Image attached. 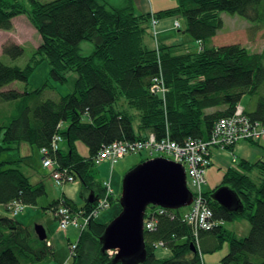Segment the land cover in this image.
Returning a JSON list of instances; mask_svg holds the SVG:
<instances>
[{"label": "trees", "instance_id": "1", "mask_svg": "<svg viewBox=\"0 0 264 264\" xmlns=\"http://www.w3.org/2000/svg\"><path fill=\"white\" fill-rule=\"evenodd\" d=\"M28 1L29 8L23 0H0L1 29H12L15 17L27 15L42 37L25 66L0 58V103L18 102L16 115L0 121L4 135L0 154L24 141L40 150L47 148L56 162L54 171H66L81 181V196L86 198L82 206L61 197L45 208L53 211L57 221L60 207L89 213L103 196L105 188L97 178L94 159L113 142L146 139L150 133L158 140L169 136L182 144L208 139L215 123L230 116L244 95L259 96L256 108L245 111L253 121L264 123V48L256 52L238 43L211 44L224 25L222 12L238 14L264 29V0H178L175 7L140 14L133 0H124L123 6L105 0ZM170 16L185 18L186 32L201 42L198 51L184 50L180 44L148 46L147 35L151 32L154 37L153 19ZM84 40L94 45L89 55L80 52ZM25 53L24 46L12 43L5 46L3 57L16 60ZM43 61L50 64L52 77L62 82L70 72H77L75 91L60 99H44L46 83L32 89L30 75ZM159 76L168 89L165 98L151 89ZM16 81L25 83L24 91L11 87ZM122 99L127 107L120 105ZM57 135L64 147L60 143L54 149ZM80 140L86 143L88 156L79 153ZM20 161L0 162V264H37L54 255L49 236L40 240L34 227L17 221L9 207L15 200L36 206L47 195L45 181L34 183L14 164ZM239 167L245 173L230 167L222 184L207 192L214 219L222 224L199 230L197 244L183 220L184 208L156 214L155 228L144 233L146 259L138 264H206L202 254L217 251L226 240L230 247L221 264H264V161L242 160ZM254 169L259 171V182L248 174ZM222 185L236 192L242 210L227 209L213 199L212 193ZM88 191L94 193L92 203L85 196ZM120 196L113 197L112 203ZM120 211L121 206L117 215ZM236 218L250 222L248 236L238 237L224 227L225 221ZM109 222L93 219L80 232L69 264H123L102 250L100 236ZM158 242L170 249L169 258L156 256Z\"/></svg>", "mask_w": 264, "mask_h": 264}, {"label": "rangeland", "instance_id": "2", "mask_svg": "<svg viewBox=\"0 0 264 264\" xmlns=\"http://www.w3.org/2000/svg\"><path fill=\"white\" fill-rule=\"evenodd\" d=\"M43 2L51 1V0H41ZM114 6L125 5L124 0H105ZM23 2L29 8V1L23 0ZM149 2L150 6L153 7L154 12L165 10L171 7H175L178 5V0H146ZM134 9L137 14L145 13L143 12L144 6L141 4V0H133ZM224 25L218 31L217 35L212 38L211 44L213 46H221L226 44H234L238 43L243 46H246L251 51H262L264 48V29L256 28L255 25L250 22L248 19L238 15V14H230L228 12L221 13ZM175 20H179L181 26L174 27L171 35L173 37L178 38V42L176 43H184L190 48V50L196 49L200 44L195 40L189 33L186 32V20L183 16L166 17ZM161 19H158L160 22ZM175 26V25H174ZM151 31V29H150ZM156 26L153 25V35L152 37L154 41V46L156 45V41L160 39V36L157 34ZM149 35V34H148ZM147 35L146 43L150 45V39ZM159 37V38H158ZM42 42V37L38 33L35 26L31 23L30 19L27 15H20L13 19V28L9 30L0 28V58L3 59L6 63L9 64H17L20 66H25L34 50H36ZM17 44L22 45L26 49V53L20 58L14 60L10 57H3L4 48L9 44ZM148 45V46H149ZM149 47H153V44ZM157 47V45H156ZM94 45L90 41L84 40L80 44V52L82 55H89L93 52ZM51 66L47 61H43L40 63L36 69L31 73L29 83L32 89L40 88L45 83L48 85L46 91L43 94L44 99L53 98L60 99L61 96L69 94L75 91V85L78 78L77 72H70L68 74L67 80L62 82L56 80L52 77ZM14 89H18L20 91H24L25 83L16 81L11 85ZM258 95H244L241 100V105L248 110L252 111L256 108L258 103ZM124 103L126 105L124 99L121 100L120 105ZM18 102L10 101V102H2L0 103V121L5 117H11L12 115H16L17 108L16 105ZM127 107V105H126ZM133 113L135 111L133 110ZM135 114H138L135 113ZM7 117V118H8ZM9 119V118H8ZM137 127V123L135 124ZM3 132L0 133V143L3 139ZM62 143V142H61ZM64 143V142H63ZM62 143V145H64ZM14 149H9L3 151L0 154V162L1 161H18L21 159L19 163H14L15 165H19L24 173L30 175L31 179L35 178V174L45 175V184L47 187V195L41 197L38 200V204L36 206L25 205L24 209L18 214L13 215L15 219L25 226L35 227L36 224L43 225L49 236V241L55 247L54 255H49L45 260L37 263V264H69L72 262L71 255V246L76 242L79 238L80 229L76 228L72 225L68 227L67 230H61L58 226V221L55 219L53 211L49 209H45L52 200H54L57 196L58 191L61 190L62 186H57L54 183V179L52 177H48L47 173L49 172L48 168L45 169L43 165V154L40 148L37 145H32L28 142H22L18 146L14 145ZM78 151L83 156L89 155V150L83 141L77 142ZM213 149H220L214 147ZM229 152V158H223V160L219 158L213 159V164H211L206 171V184L204 185V190L206 192L212 191L216 186L222 184L225 173L230 168L231 165L235 169H239L237 163L233 162V158L235 157L233 148L220 149ZM216 151V150H215ZM219 152V151H217ZM160 155H164L162 153H156L153 157H157ZM147 152L142 153H134L127 154L123 158H121L116 164L110 165V174L107 179L102 178L101 171H98L97 178L101 183L105 181H109L115 194L114 197L121 194L122 192V184L125 175L133 169L135 166L139 165L143 160H147L148 158H153ZM110 162V161H106ZM97 170H100V166H96ZM48 169V170H47ZM259 172L256 170L251 174L252 178L259 182L260 178L258 177ZM77 184H80V180H76ZM121 197V196H120ZM120 201V200H119ZM114 201L108 208L100 210L98 213L96 220L100 223H107L111 219H113L120 209V202ZM187 207V206H186ZM184 208V207H183ZM186 210V208H184ZM122 210V206H121ZM224 227L226 229L235 230V234L238 237H246L250 234L251 224L248 220L244 218H236L233 221H225ZM229 242L224 241L223 246L215 252H205L202 254V259L206 264H221V259L228 253L229 251ZM171 251L168 248L159 247L156 250V256L158 258H169L171 256Z\"/></svg>", "mask_w": 264, "mask_h": 264}, {"label": "built area", "instance_id": "3", "mask_svg": "<svg viewBox=\"0 0 264 264\" xmlns=\"http://www.w3.org/2000/svg\"><path fill=\"white\" fill-rule=\"evenodd\" d=\"M158 20L153 19L154 27ZM175 27H180L179 20L175 21ZM157 32V31H156ZM153 92H160L165 98L167 87L162 76L154 79L152 84ZM264 140V123L253 121L247 115L245 107L237 105L235 111L227 117L220 118L214 125L213 132L208 139H188L183 144L172 140L169 136L158 140L155 134L150 133L146 139L133 141H117L105 146L95 157L97 165L110 161L116 164L127 154L147 152L150 156L156 153L182 164L187 174V184L193 194L192 203L184 207L186 210L182 214L184 222L190 226L195 242L198 244L199 230H207L222 222L214 219V211L211 201L204 190L206 184V171L212 164V151L214 147L226 149L234 147L241 141L259 142ZM62 137L57 135L53 139V148L58 149ZM43 165L52 172V178L58 185L74 182V176L66 175V171H54L56 162L49 156L47 148H42ZM152 156V157H153ZM105 192L93 207L91 212H72L69 208L62 206L58 209L57 215L60 217L58 226L61 230H67L70 225L79 228L80 232L85 230L93 219H96L102 209L108 208L112 204L114 190L110 182H104ZM24 204L18 200L13 201L9 207L13 214H18L24 209ZM169 210L163 207L149 206L145 218V229L152 230L156 226V214H165ZM149 214L153 215L149 218ZM77 241L71 246V252L76 248ZM156 247H164L163 242H158ZM111 255L116 251L109 250Z\"/></svg>", "mask_w": 264, "mask_h": 264}, {"label": "water", "instance_id": "4", "mask_svg": "<svg viewBox=\"0 0 264 264\" xmlns=\"http://www.w3.org/2000/svg\"><path fill=\"white\" fill-rule=\"evenodd\" d=\"M221 206L239 211L241 199L228 185L218 187L212 193ZM93 202L94 193L88 198ZM193 194L187 184V174L182 164L163 156L141 162L124 177L120 204L122 210L113 218L100 236L102 250L116 251L115 261L138 264L146 259L145 218L149 206L177 210L189 206ZM35 232L40 240L47 239L46 228L36 224ZM196 251L194 243H191Z\"/></svg>", "mask_w": 264, "mask_h": 264}, {"label": "crops", "instance_id": "5", "mask_svg": "<svg viewBox=\"0 0 264 264\" xmlns=\"http://www.w3.org/2000/svg\"><path fill=\"white\" fill-rule=\"evenodd\" d=\"M141 4H143V6H144L143 12H145V13L154 12L153 7H151L149 2H146V0H141ZM174 25H175L174 19H171V18H163V19L160 20V22L157 23L156 29H157V34L160 36V39H158L156 41L157 42L156 45H158L159 43L169 44V45L180 44L181 45L180 48H183L184 50L185 49L190 50V48H188V46L185 45L184 43H182V42L181 43H176V42H178L179 39L175 38V37H173V35H171V33H172V31H173V29L175 27ZM150 29L152 31V29H153L152 24L150 25ZM148 36H149V39H150V45L153 44V47L155 48L156 45L154 46V41L152 39L151 32L149 33ZM198 44H200V46H198L194 50L191 49V51H198L201 48V42L198 41ZM63 147H64V145H63ZM233 150H234L235 157L232 160H233L234 163H237L238 166L240 165V162L242 160L243 161H248V162H251V163H255V162L260 161V160L264 161V140L263 141H259V142L241 141V142L237 143L233 147ZM217 151H219V152H217ZM228 153L229 152H226L225 150L213 149V151H212V164H213V159L214 158H219L221 160H223V158L230 159ZM110 165H113V164L111 162H103L102 164L97 165V166H100V170H98V171L99 172L101 171L102 178L107 179L109 177V174H110V167L109 166ZM229 167H232V166L230 165ZM238 168H239V169H237L238 171L245 173V170H243L240 167H238ZM256 170L257 169H254L253 171L248 172V174L251 175ZM47 175H48L49 178L51 177L50 176V171L47 173ZM28 176L30 177V175H28ZM259 176H260V174L258 175V177ZM45 179H46L45 175L35 174V178H33V180L32 179L31 180L35 183V182H39L41 180L45 181ZM53 181H54L55 185L62 186L61 190L58 191V193L56 195L57 196L56 198H61V197L67 198V199H69V200H71L73 202H76L78 207L82 206L84 204L86 198H82V196H81V193H82V190H83V187H84L83 184L81 183V181H80V184H77L76 181H74V182L65 183L64 185H58L55 182V180H53ZM102 184H103V187H104V183H102ZM90 194H91V192L88 191V192H86L85 196L87 198H89ZM229 230L235 232V230H231V229H229ZM51 245L53 246V249H54V252H55L54 245L53 244H51Z\"/></svg>", "mask_w": 264, "mask_h": 264}]
</instances>
